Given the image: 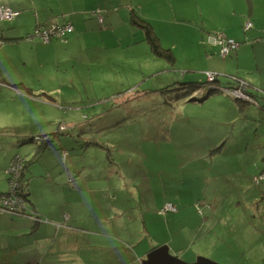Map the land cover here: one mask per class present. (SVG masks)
<instances>
[{
    "label": "rangeland",
    "instance_id": "obj_1",
    "mask_svg": "<svg viewBox=\"0 0 264 264\" xmlns=\"http://www.w3.org/2000/svg\"><path fill=\"white\" fill-rule=\"evenodd\" d=\"M27 1L64 18L54 0ZM85 1L105 21L86 35L0 47V211L13 214L0 264L50 245L56 259L141 264L163 244L186 263L264 264V105L226 92L252 94L242 43L220 26L237 0Z\"/></svg>",
    "mask_w": 264,
    "mask_h": 264
},
{
    "label": "crops",
    "instance_id": "obj_2",
    "mask_svg": "<svg viewBox=\"0 0 264 264\" xmlns=\"http://www.w3.org/2000/svg\"><path fill=\"white\" fill-rule=\"evenodd\" d=\"M16 1L17 2L13 3L10 2V0H0V8L8 7L19 12V16L11 23H0V47H4L6 44L14 45L20 44L24 41L26 42L27 40H33V37L29 39L27 38L31 35L35 26H46L50 24V21L54 22L55 25L69 23L73 27V31L70 34H73L76 30L80 33V35H86L89 31H93L97 24H104L105 22L100 16L98 17V11H100L99 9L89 13V15H94L98 18L97 22L93 17H88L86 15L87 12L85 0H76L75 2L70 1V4L74 7V9L70 11L65 10L67 6L64 5L61 0H54V2L59 4L60 8L63 7V9H61L63 10L62 15L64 17L62 20H54L55 17L51 16V13H53L51 8H44L40 5L37 7L33 1ZM236 4L237 6H234L235 8H233L234 10L232 14L229 16L227 15L230 18L229 21L226 20L222 23L219 21V24L221 23L220 26H222V29L225 27V31L228 36L242 43V46H240L236 51V58L238 63L241 59L243 60L244 64L246 63L244 67L248 68L247 73L251 75L247 80L248 85H250L252 88V90H250L252 94H249V97L251 100H255L254 102L249 101L247 103H250L252 107L256 106L260 109V104L257 100L261 99V105H264L262 102L264 101V0H237ZM246 22L251 23L252 29L245 33L243 31V24ZM240 28L243 32V35L241 34ZM99 33L100 35L104 34L102 31ZM68 35H66L64 39H67ZM36 40L40 42L39 39ZM33 41L34 42H32V44H27V46L31 47L33 52H36L40 49V44L38 41ZM33 44L37 45L33 46ZM3 64L4 63H2V67L8 66V64L5 66ZM22 65L25 66L26 62L22 63ZM9 70L15 71L13 70L12 65H9ZM1 74L3 77L1 76L2 80H0V84L2 83V85H0V87L3 88L5 87L4 85L9 84L5 80L9 78L4 72H1ZM239 84L242 85L245 90L242 88V90H238L245 92V85L243 83L241 84L240 82ZM191 95L189 97H192ZM261 111L264 112V109ZM144 257L140 258V263Z\"/></svg>",
    "mask_w": 264,
    "mask_h": 264
},
{
    "label": "trees",
    "instance_id": "obj_3",
    "mask_svg": "<svg viewBox=\"0 0 264 264\" xmlns=\"http://www.w3.org/2000/svg\"><path fill=\"white\" fill-rule=\"evenodd\" d=\"M145 32H146L147 41L149 42L153 53L156 54L159 58H164L167 61H169V62L171 61L172 62L173 61V55L168 53L167 51H162V49L158 45L157 39L154 36V34L152 33L151 29L146 28ZM13 86H18V85L14 84ZM197 89H198V86H194L191 91L195 92ZM214 90L215 89L210 90V92H213V93L217 92V91H214ZM194 100H195V98H194ZM89 145H91V143H89ZM261 173H263V172H261ZM9 192L10 191L8 190V192L0 193V196L1 195L2 196L6 195ZM15 194H16V197H20L21 196L18 191H16ZM0 206L3 207L2 205H0ZM23 208H24V205H23ZM24 214H26V213L20 211L19 214H16V215L20 216L22 219H26ZM11 215H13V214L9 213V212L0 211V217L1 218L2 217H6L7 220H9V219H11ZM5 228L8 229V225ZM34 228H33L32 231H35L37 229V228L36 229H34ZM15 237H19V236L17 235ZM41 239L45 241L47 239L46 234L44 235V237H41ZM41 252H42L41 254L38 253L39 259L37 261H35V263H29V264H96L97 260L101 261V262H98V264H128L126 259H119V258L110 259V262H108L105 259H97V260H95V259H91V260L90 259H56V258H54V255H53L55 253L54 247L51 246V245L48 246V247H43V250ZM3 255H4V253H3ZM3 255L1 254L0 256H3ZM48 256H51L53 258L52 259H46ZM40 257H41V259H40ZM58 258H60V257H58ZM133 261H135V259H133Z\"/></svg>",
    "mask_w": 264,
    "mask_h": 264
},
{
    "label": "built area",
    "instance_id": "obj_4",
    "mask_svg": "<svg viewBox=\"0 0 264 264\" xmlns=\"http://www.w3.org/2000/svg\"><path fill=\"white\" fill-rule=\"evenodd\" d=\"M18 16H19L18 11L11 10L10 8H7V7L0 8V20H12ZM250 28H251V23L246 22L243 27V30L246 31ZM72 31H73V27L69 23H66L63 25L52 24L50 27H46L44 25H37L33 33L30 36H28L27 39L31 37L39 38L42 40L43 43L50 42L51 40H54V39L64 40L66 35L70 34ZM219 38L220 39H218V41H220L219 43L223 47V50H222L223 55H227L230 50L235 48L236 45L231 40H225L222 35H220ZM224 43L227 44L226 47L223 46ZM227 91L229 94H232V96L239 97V99L242 98L244 95V92L238 89L234 90L232 93L230 89H227L226 92ZM259 180L264 181V176H260ZM168 207L171 209V211L173 212L175 211V208L172 205H167V208Z\"/></svg>",
    "mask_w": 264,
    "mask_h": 264
},
{
    "label": "water",
    "instance_id": "obj_5",
    "mask_svg": "<svg viewBox=\"0 0 264 264\" xmlns=\"http://www.w3.org/2000/svg\"><path fill=\"white\" fill-rule=\"evenodd\" d=\"M194 96L190 98V101L194 100ZM239 98V97H236ZM141 264H217L211 260L203 257H197L192 263H186L183 260L173 256L169 252V247L166 244L152 248L147 252Z\"/></svg>",
    "mask_w": 264,
    "mask_h": 264
},
{
    "label": "bare ground",
    "instance_id": "obj_6",
    "mask_svg": "<svg viewBox=\"0 0 264 264\" xmlns=\"http://www.w3.org/2000/svg\"><path fill=\"white\" fill-rule=\"evenodd\" d=\"M7 8H8V7H7ZM10 9H11V8H10ZM11 10H12V9H11ZM16 18H17V17H16ZM14 19H15V18H14ZM12 20H13V19H12ZM9 21H11V20H9ZM36 27H37V26H35V28H36ZM35 28H34V29H35ZM34 29H33V31H34ZM33 31H32V33H33ZM32 33H31V34H32ZM174 212H175V211H174Z\"/></svg>",
    "mask_w": 264,
    "mask_h": 264
},
{
    "label": "flooded vegetation",
    "instance_id": "obj_7",
    "mask_svg": "<svg viewBox=\"0 0 264 264\" xmlns=\"http://www.w3.org/2000/svg\"><path fill=\"white\" fill-rule=\"evenodd\" d=\"M246 92V91H245ZM246 95V97H249V95H247L246 93H244ZM245 97H242L241 99H244Z\"/></svg>",
    "mask_w": 264,
    "mask_h": 264
}]
</instances>
